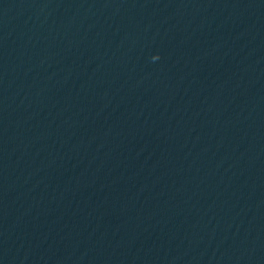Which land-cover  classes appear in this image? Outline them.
Wrapping results in <instances>:
<instances>
[{
    "label": "water",
    "instance_id": "1",
    "mask_svg": "<svg viewBox=\"0 0 264 264\" xmlns=\"http://www.w3.org/2000/svg\"><path fill=\"white\" fill-rule=\"evenodd\" d=\"M0 264H264V0H0Z\"/></svg>",
    "mask_w": 264,
    "mask_h": 264
},
{
    "label": "clouds",
    "instance_id": "2",
    "mask_svg": "<svg viewBox=\"0 0 264 264\" xmlns=\"http://www.w3.org/2000/svg\"><path fill=\"white\" fill-rule=\"evenodd\" d=\"M155 59H158V57H155V56H154V57H153V60H155Z\"/></svg>",
    "mask_w": 264,
    "mask_h": 264
}]
</instances>
